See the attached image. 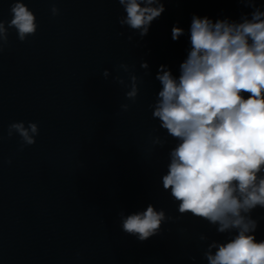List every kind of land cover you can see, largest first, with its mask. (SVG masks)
Segmentation results:
<instances>
[{"label":"clouds","instance_id":"9594fccd","mask_svg":"<svg viewBox=\"0 0 264 264\" xmlns=\"http://www.w3.org/2000/svg\"><path fill=\"white\" fill-rule=\"evenodd\" d=\"M238 2L251 9L238 21L192 16L190 50L179 65V76L160 65L155 79L162 87L149 105L160 128L178 141L162 176L163 189L178 202V212L218 225L219 233L235 230L227 242L208 246L203 254L208 264H264V240H257L258 220L251 216L257 207L264 208V3ZM118 3L126 13L119 24L141 39L165 11L163 0ZM10 12V21H0V51L8 42L9 28L16 29L22 42L37 31L36 17L23 0H14ZM51 13L56 16L59 9L53 5ZM183 34V28L172 27L173 41ZM141 68L148 70V63L142 62ZM121 70L130 82L120 75L113 80L128 89L125 99L130 103L120 105L127 112L137 102L142 80L126 63L118 66ZM109 75L105 69L103 77ZM14 135L23 150L36 143L39 126L13 122L7 136ZM150 139L153 146L167 142V137ZM120 217L122 230L140 242L159 234L162 223L173 219L152 204L126 217L121 212Z\"/></svg>","mask_w":264,"mask_h":264}]
</instances>
